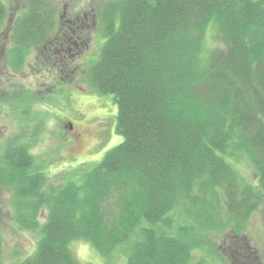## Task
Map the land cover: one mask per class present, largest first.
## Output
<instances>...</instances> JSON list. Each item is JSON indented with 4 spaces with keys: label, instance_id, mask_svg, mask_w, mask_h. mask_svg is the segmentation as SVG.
Masks as SVG:
<instances>
[{
    "label": "trees",
    "instance_id": "1",
    "mask_svg": "<svg viewBox=\"0 0 264 264\" xmlns=\"http://www.w3.org/2000/svg\"><path fill=\"white\" fill-rule=\"evenodd\" d=\"M29 1L12 24L14 69L25 68V55L41 43L60 42L53 5ZM9 12L0 0V31ZM100 19L93 39L104 45L95 40L97 60L75 77L118 108L123 142L101 161L66 168L61 183L49 185L30 154L46 121L31 112L44 102L31 90L0 94L1 108L29 105L24 123L10 122L0 162V184L16 187L15 222L39 231L34 254L16 264H81L70 248L78 241L105 259L123 250L127 264H191V232H221L206 210L210 198L233 225L241 222L237 232L264 211V0H112ZM85 28L78 55L89 47ZM211 31L220 47L209 49ZM244 161L259 186L242 182L234 166ZM3 248L0 233V264Z\"/></svg>",
    "mask_w": 264,
    "mask_h": 264
},
{
    "label": "rangeland",
    "instance_id": "2",
    "mask_svg": "<svg viewBox=\"0 0 264 264\" xmlns=\"http://www.w3.org/2000/svg\"><path fill=\"white\" fill-rule=\"evenodd\" d=\"M4 1L9 6L10 12L0 31V94L10 95L31 90L40 97V102H44L34 105L31 112L40 120L46 121L38 137L39 140L30 144V148L32 147L30 154L36 165L45 167L43 169L45 175L51 178L47 181L49 185L61 183L60 178L65 173L64 169L68 170L82 161L90 163L97 159L101 161L105 154L123 142V138L115 132L118 108L114 98L98 94L95 97L91 93L90 86L85 83V78L83 80V77H75V75L81 76V73L89 71L90 64L92 65V62L98 58L100 47L96 44L99 43L102 48L104 43L95 39L96 43L93 35L96 38L97 35L100 37L98 31L102 28L101 12L104 7L109 6L112 0H45L53 5L55 13L53 34L55 37L57 32L62 30L61 23L64 28L65 23L81 21L77 25L81 27L82 21L87 20L84 26H89L90 29L89 47L80 55L69 59L71 66L68 67L66 74L57 71L54 66V61L57 59L54 58L56 55L51 49L56 46L51 47L49 44H44L43 47L42 43L38 48L32 49L30 55H25L26 58L28 57L25 68L11 67L10 59L13 58L12 55L9 56V53L15 49L13 47L15 43L11 40L12 24L22 14L20 7L25 4L26 0ZM29 2H27L28 5ZM64 8L67 11V18H61ZM66 33L67 30H62L59 37L63 39ZM215 35V32H209V49L221 46L214 39ZM48 54L54 59H48ZM49 70L51 73L46 72ZM64 86H67L65 87L66 93L62 90ZM53 92L56 93L55 97L50 98V93ZM14 106L20 107L17 109L20 112L18 118L15 117L17 110L11 107H0V110L9 113L6 117L0 112V162L6 153L5 140L14 130L10 122L24 123L26 120L23 112L29 105ZM70 124L73 125V129ZM30 134L31 131H26L24 135ZM246 161L238 162L239 165L234 167L241 176L242 182L245 178V181L248 180L257 187L259 186L258 177L250 163ZM15 188L7 183L0 184V233L4 237L1 264H16L34 254L39 238V231L23 229L12 216ZM209 201H214L206 205V210L213 212L212 227L221 228V232L212 231L210 233L209 230L204 236L198 231L195 237L194 232H191L188 241L197 245L193 251L194 258L191 264H264V211L260 209L254 213L249 222L244 224L245 229L237 232L236 229L242 228L238 226L241 222L236 226L233 225L227 215L228 211L223 210L219 200L210 198ZM220 210L222 214L216 216ZM46 214V210L42 209L39 215L42 223ZM186 223L191 224L190 221ZM70 248L81 264H127L123 250L105 259L90 244L83 241L74 242Z\"/></svg>",
    "mask_w": 264,
    "mask_h": 264
},
{
    "label": "flooded vegetation",
    "instance_id": "3",
    "mask_svg": "<svg viewBox=\"0 0 264 264\" xmlns=\"http://www.w3.org/2000/svg\"><path fill=\"white\" fill-rule=\"evenodd\" d=\"M86 19V17H85ZM78 23H81V21H78ZM87 23V20L82 21V26H77L73 27L75 23L69 22L64 28L67 29V33L64 35V38H60V42L58 44V47L52 48L56 55L54 58L59 59L60 63L64 66H67L68 68L69 65V59L72 58L73 56L76 57L79 53L77 52V49L79 47V42L83 40V36L85 35L86 28L89 26H84V24ZM76 38V40H74ZM78 40V41H77ZM74 47V48H73ZM52 55H47L48 59H54L52 58Z\"/></svg>",
    "mask_w": 264,
    "mask_h": 264
},
{
    "label": "bare ground",
    "instance_id": "4",
    "mask_svg": "<svg viewBox=\"0 0 264 264\" xmlns=\"http://www.w3.org/2000/svg\"><path fill=\"white\" fill-rule=\"evenodd\" d=\"M58 62L57 61H54V66H58V64H57ZM242 240V239H241Z\"/></svg>",
    "mask_w": 264,
    "mask_h": 264
}]
</instances>
